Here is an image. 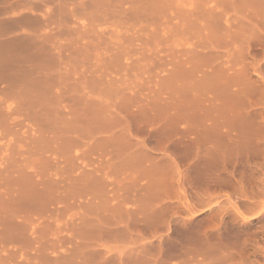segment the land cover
I'll use <instances>...</instances> for the list:
<instances>
[{"label":"rangeland","instance_id":"rangeland-1","mask_svg":"<svg viewBox=\"0 0 264 264\" xmlns=\"http://www.w3.org/2000/svg\"><path fill=\"white\" fill-rule=\"evenodd\" d=\"M0 264H264V0H0Z\"/></svg>","mask_w":264,"mask_h":264},{"label":"bare ground","instance_id":"bare-ground-1","mask_svg":"<svg viewBox=\"0 0 264 264\" xmlns=\"http://www.w3.org/2000/svg\"><path fill=\"white\" fill-rule=\"evenodd\" d=\"M10 194H11V192H10ZM12 198H14V197L12 196ZM15 199H16V202H14ZM15 199L14 200L12 199L11 204L9 202V204L4 207L5 211H17V210H21V209H29L32 207V203L27 201V200H17V198H15ZM7 201H6V203H7Z\"/></svg>","mask_w":264,"mask_h":264}]
</instances>
